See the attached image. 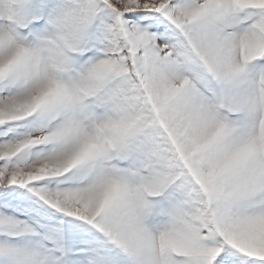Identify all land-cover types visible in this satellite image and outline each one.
I'll return each mask as SVG.
<instances>
[{"label": "snow or ice", "instance_id": "obj_1", "mask_svg": "<svg viewBox=\"0 0 264 264\" xmlns=\"http://www.w3.org/2000/svg\"><path fill=\"white\" fill-rule=\"evenodd\" d=\"M0 264H264V0H0Z\"/></svg>", "mask_w": 264, "mask_h": 264}]
</instances>
